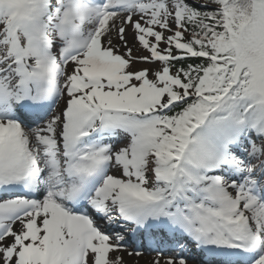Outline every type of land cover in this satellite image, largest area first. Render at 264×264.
<instances>
[{
	"label": "snow or ice",
	"instance_id": "snow-or-ice-1",
	"mask_svg": "<svg viewBox=\"0 0 264 264\" xmlns=\"http://www.w3.org/2000/svg\"><path fill=\"white\" fill-rule=\"evenodd\" d=\"M264 264V0H0V264Z\"/></svg>",
	"mask_w": 264,
	"mask_h": 264
},
{
	"label": "rangeland",
	"instance_id": "rangeland-1",
	"mask_svg": "<svg viewBox=\"0 0 264 264\" xmlns=\"http://www.w3.org/2000/svg\"><path fill=\"white\" fill-rule=\"evenodd\" d=\"M155 256L154 252H150L145 250L144 256L145 260H138L139 264H151L152 259H148V256ZM187 255L190 257L189 264H207L206 258L202 257L200 253L196 252L195 250L191 249ZM125 260L127 261V264H134L137 260L135 257H127L125 256Z\"/></svg>",
	"mask_w": 264,
	"mask_h": 264
},
{
	"label": "bare ground",
	"instance_id": "bare-ground-1",
	"mask_svg": "<svg viewBox=\"0 0 264 264\" xmlns=\"http://www.w3.org/2000/svg\"><path fill=\"white\" fill-rule=\"evenodd\" d=\"M154 256H148V259H152ZM138 260H145V256L143 255L142 257H140ZM135 264V263H134ZM139 264V263H138Z\"/></svg>",
	"mask_w": 264,
	"mask_h": 264
}]
</instances>
